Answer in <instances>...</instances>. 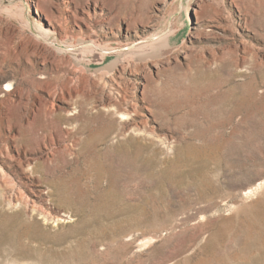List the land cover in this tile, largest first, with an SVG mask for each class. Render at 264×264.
Returning <instances> with one entry per match:
<instances>
[{"label": "rangeland", "instance_id": "obj_1", "mask_svg": "<svg viewBox=\"0 0 264 264\" xmlns=\"http://www.w3.org/2000/svg\"><path fill=\"white\" fill-rule=\"evenodd\" d=\"M0 264H264V0H0Z\"/></svg>", "mask_w": 264, "mask_h": 264}, {"label": "bare ground", "instance_id": "obj_2", "mask_svg": "<svg viewBox=\"0 0 264 264\" xmlns=\"http://www.w3.org/2000/svg\"><path fill=\"white\" fill-rule=\"evenodd\" d=\"M43 35V34H42ZM40 216H42V219L44 220V221H46L47 219H48V217H49V214L48 213H43V212H41V214H40ZM57 219V218H56ZM50 221H51V218H50ZM62 221V220H61ZM56 222V221H55ZM62 223V222H61Z\"/></svg>", "mask_w": 264, "mask_h": 264}]
</instances>
